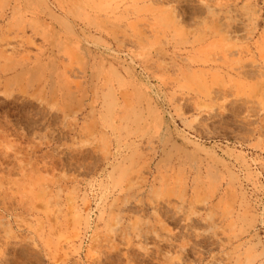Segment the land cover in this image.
Instances as JSON below:
<instances>
[{
	"label": "rangeland",
	"instance_id": "374dc122",
	"mask_svg": "<svg viewBox=\"0 0 264 264\" xmlns=\"http://www.w3.org/2000/svg\"><path fill=\"white\" fill-rule=\"evenodd\" d=\"M0 264H264V0H0Z\"/></svg>",
	"mask_w": 264,
	"mask_h": 264
}]
</instances>
